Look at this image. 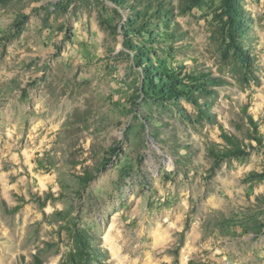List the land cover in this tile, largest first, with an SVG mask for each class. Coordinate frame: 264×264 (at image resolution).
Segmentation results:
<instances>
[{
    "label": "rangeland",
    "instance_id": "1",
    "mask_svg": "<svg viewBox=\"0 0 264 264\" xmlns=\"http://www.w3.org/2000/svg\"><path fill=\"white\" fill-rule=\"evenodd\" d=\"M227 1L0 0V264H264V0Z\"/></svg>",
    "mask_w": 264,
    "mask_h": 264
},
{
    "label": "trees",
    "instance_id": "2",
    "mask_svg": "<svg viewBox=\"0 0 264 264\" xmlns=\"http://www.w3.org/2000/svg\"><path fill=\"white\" fill-rule=\"evenodd\" d=\"M112 1H115L117 4H122V5L126 3V0H112ZM227 11L230 13L231 17L238 18L239 11L235 8L233 0L227 1ZM145 84H146L145 89L147 92H152L153 94L160 95L164 98H170L173 94H175V92L173 91V86L168 84L167 82H164L163 78L159 84H155L153 82V79L147 78L145 79ZM255 130H257V135H258L256 138L257 144L259 147L264 148V141L260 135L258 127H255ZM221 138L224 140L226 144V147L223 150H218V146L215 145H212L209 148L211 156L215 159H218V161H220V159L224 160V159H232V158H241L249 154L247 145L244 144V142L240 140L238 137L228 133H223ZM94 179H95L94 174H88L86 182L90 183ZM74 237L76 239L78 248L87 247L88 244L87 236L84 232L76 231Z\"/></svg>",
    "mask_w": 264,
    "mask_h": 264
}]
</instances>
